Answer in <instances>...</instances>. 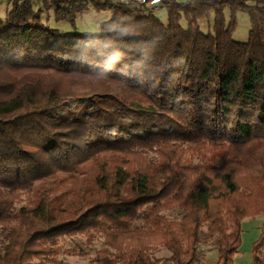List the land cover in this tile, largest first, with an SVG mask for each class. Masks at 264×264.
Here are the masks:
<instances>
[{"label": "trees", "instance_id": "trees-1", "mask_svg": "<svg viewBox=\"0 0 264 264\" xmlns=\"http://www.w3.org/2000/svg\"><path fill=\"white\" fill-rule=\"evenodd\" d=\"M9 1L0 264L87 256L63 249L77 237L102 239L92 264H202L209 249L233 264L243 221L258 216L264 264V0H163L166 22L108 0ZM90 6L111 15L95 33L43 20L53 9L76 30ZM66 179L76 187L63 199Z\"/></svg>", "mask_w": 264, "mask_h": 264}, {"label": "rangeland", "instance_id": "rangeland-1", "mask_svg": "<svg viewBox=\"0 0 264 264\" xmlns=\"http://www.w3.org/2000/svg\"><path fill=\"white\" fill-rule=\"evenodd\" d=\"M5 8L4 6H0V8ZM7 10V9H6ZM1 14H5L4 11L1 12ZM110 11L104 10L97 12L93 7L90 6V8L79 14L76 18V30L72 28V26L67 22H58L54 19L53 9L50 10H44L43 13V20L46 24H48L52 28H56L60 30L63 33H73L74 31L77 32H97L99 28V24L103 21H106L110 18ZM157 17L163 21L166 22L167 20V13L166 10L163 8L157 13ZM208 23H202L201 28L203 31L209 30V24ZM249 19L246 14H240L238 19V27L234 33V39L236 41L244 42L247 40L248 37V31H249ZM207 154V156L211 159H213L214 155L213 153L207 152L206 150L203 151ZM216 163H219L218 160H215ZM194 164L197 163V160H194ZM76 187V182L72 179H66L62 187L59 189L58 193L65 199L68 194ZM172 217L178 216L177 213H171ZM2 230L0 229V236H1ZM75 245H78L83 252L87 253V256H68L67 254L63 253L59 259L61 261V264H92L91 259L95 256V253L97 250H99L102 247V239L96 240L92 245L86 244V239L84 237H77L75 239H66L63 243V249L68 250L74 248ZM264 252V248H263ZM213 255L209 256V264H212L216 258V251L212 253ZM158 257H165L168 256V253L165 250H161V252L155 253Z\"/></svg>", "mask_w": 264, "mask_h": 264}, {"label": "crops", "instance_id": "crops-1", "mask_svg": "<svg viewBox=\"0 0 264 264\" xmlns=\"http://www.w3.org/2000/svg\"><path fill=\"white\" fill-rule=\"evenodd\" d=\"M179 1H186V0H179ZM9 0H0V6H4L5 8H0V18H5L11 10V5ZM7 9V10H6ZM163 9L161 6L157 11V13ZM4 11L5 14H1ZM64 22V21H60ZM263 224L262 216H258L254 219H246L242 223V237H241V246L239 247L238 253L233 260V264H253V255H252V247L253 243L259 238L261 234V228ZM214 251L209 249L205 253V259L202 264H209V256L213 255ZM217 263V253L216 258L212 264Z\"/></svg>", "mask_w": 264, "mask_h": 264}, {"label": "built area", "instance_id": "built-area-1", "mask_svg": "<svg viewBox=\"0 0 264 264\" xmlns=\"http://www.w3.org/2000/svg\"><path fill=\"white\" fill-rule=\"evenodd\" d=\"M108 1L120 2L125 5L143 6L152 12L157 11L162 6L163 3V0H108Z\"/></svg>", "mask_w": 264, "mask_h": 264}]
</instances>
